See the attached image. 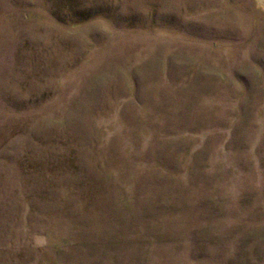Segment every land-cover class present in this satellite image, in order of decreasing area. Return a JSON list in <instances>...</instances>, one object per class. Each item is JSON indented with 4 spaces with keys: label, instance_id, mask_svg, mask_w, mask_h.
Segmentation results:
<instances>
[{
    "label": "rangeland",
    "instance_id": "rangeland-1",
    "mask_svg": "<svg viewBox=\"0 0 264 264\" xmlns=\"http://www.w3.org/2000/svg\"><path fill=\"white\" fill-rule=\"evenodd\" d=\"M0 264H264V0H0Z\"/></svg>",
    "mask_w": 264,
    "mask_h": 264
}]
</instances>
